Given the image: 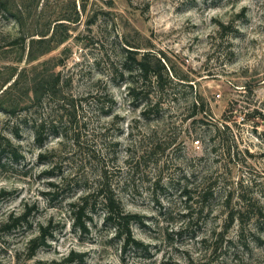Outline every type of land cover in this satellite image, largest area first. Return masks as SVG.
Segmentation results:
<instances>
[{"label":"rangeland","instance_id":"obj_1","mask_svg":"<svg viewBox=\"0 0 264 264\" xmlns=\"http://www.w3.org/2000/svg\"><path fill=\"white\" fill-rule=\"evenodd\" d=\"M128 47L192 89L144 116ZM0 147V264H264V0H0Z\"/></svg>","mask_w":264,"mask_h":264},{"label":"trees","instance_id":"obj_2","mask_svg":"<svg viewBox=\"0 0 264 264\" xmlns=\"http://www.w3.org/2000/svg\"><path fill=\"white\" fill-rule=\"evenodd\" d=\"M132 47L125 48L124 55L120 63L119 76L123 77L124 74L127 76L129 83L128 96L131 100H141L147 106V109L142 112L145 116L152 110L159 109L164 103V92L169 85H181L189 89H192L193 81L189 80V77H177L175 73L171 70H166L161 60L164 59L156 57L151 52H138L136 50L130 49ZM40 53L39 55H43ZM200 97H195L193 101L190 102V108L193 111L191 117L196 114L203 112V104L200 102ZM150 108V110H148ZM154 108V109H153ZM148 110V111H147ZM34 141L38 146H41L46 140V136L43 135L44 125L38 124L34 126ZM53 134H56L53 132ZM8 143V142H7ZM0 152L3 149L0 147ZM182 197L190 200V192L183 188L181 190ZM203 194L199 193L200 198ZM87 198L82 199L75 208L72 209V214L74 218L78 221L81 220L82 216L87 213L88 204ZM101 204L104 210V220L106 222H111L118 233L123 230L125 239L124 246L130 243L134 246H140V243L131 238L129 231V223L134 220L135 216H130L124 214L123 209L120 207L119 203L108 195H103L101 198ZM30 216L29 211L14 217L3 223L1 226L5 230L15 229L17 226L22 224H27V219ZM83 228V225H81ZM46 227H41L39 229V235L32 239L31 244H36L41 241L43 244L46 239ZM74 261L73 254H70L67 258L60 262L42 263V264H72Z\"/></svg>","mask_w":264,"mask_h":264}]
</instances>
